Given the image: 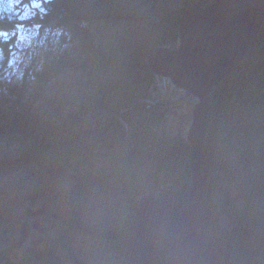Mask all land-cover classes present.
I'll list each match as a JSON object with an SVG mask.
<instances>
[{
	"label": "trees",
	"instance_id": "obj_1",
	"mask_svg": "<svg viewBox=\"0 0 264 264\" xmlns=\"http://www.w3.org/2000/svg\"><path fill=\"white\" fill-rule=\"evenodd\" d=\"M193 1L184 0L177 14H171V10L166 11L162 7L159 19L152 24L158 33L154 45L136 50L135 76L116 82L111 95L105 90V84H101L87 97V101L79 102L76 108L68 109L60 103L46 115L33 111L37 101L45 97L50 83L58 81L69 70L82 69L80 58L71 57L68 52L51 58L46 55L40 69L38 67L29 73L28 69H36V65L28 64L19 80L13 82V79L3 78L7 84L5 87L0 85V169L19 171L32 164H62L77 172L83 156L105 150L103 154L107 156L109 165L105 162L107 166L94 172L95 176L79 178L68 185L66 201L71 219H64L63 227L69 234L81 233L102 241H115L121 249V264H128L125 239L131 233L138 212L136 198L146 192L139 184L135 167L148 166L153 186L157 189L166 183L180 184L190 178L189 147L181 135H171L165 128L170 109L178 105L153 104L147 100L168 99L174 90L165 88L164 96L157 97L155 90L158 87L145 58L158 44L169 45L176 39L180 14ZM50 3L43 22L69 27L72 42L98 68L105 67L111 55L96 44L91 25L125 20L137 23L144 18L128 0H53ZM14 28L15 20H0V30ZM12 43V40L0 42L5 60L0 61V65L4 67L10 57ZM29 76L32 82L29 81L31 84L28 85L26 79ZM240 111L246 112L248 118H260V122L243 125L248 132L242 147L233 143L232 136L226 135L223 127L224 119ZM126 124L130 126L127 136ZM262 134L264 24L256 36L252 54L240 61L214 90L205 140L206 156L202 165L203 184L207 191L204 193L205 207L216 248L230 264H264V139L258 138ZM230 153L239 156L242 167L236 177L223 161ZM222 168L229 171L226 172L228 181L216 174ZM117 181L126 183L131 196L119 224L108 229L86 228L81 217L78 218L81 210L86 209L89 199L109 190ZM216 185L220 189L212 196ZM230 186L235 188L236 195ZM15 187L18 193L23 191L21 185L16 184ZM221 215L226 219L224 226L219 225ZM47 239V252L42 256L44 262L62 264L55 252L58 242L53 236H47ZM72 251L69 250L68 264H83ZM33 252L36 250H31V254L21 262L6 261L2 254L0 264H31L35 256Z\"/></svg>",
	"mask_w": 264,
	"mask_h": 264
},
{
	"label": "rangeland",
	"instance_id": "obj_2",
	"mask_svg": "<svg viewBox=\"0 0 264 264\" xmlns=\"http://www.w3.org/2000/svg\"><path fill=\"white\" fill-rule=\"evenodd\" d=\"M120 1L126 2L127 0ZM128 1L134 4L136 11L142 12L143 21L139 19V22L132 23L125 20L119 23L101 22L91 25L96 36V44H99L104 51L111 55L110 62L103 68H98L91 58L81 54L77 44L72 42L71 29L66 25L56 27L44 23V15H37L22 21L15 20L13 30H0V33H6V36L0 35V42L13 41L10 57L6 61L5 67L0 65V67L3 66L0 68V85L3 84L2 86L5 87L7 84L4 83L3 78L13 79V82L19 80L28 64L36 65V69H28L29 73L32 70H37L38 67L40 69L46 55L51 58L60 53L68 52L69 56L80 58L79 63L82 69L69 70L58 81L50 83L47 86L45 97L37 101L33 111L46 115L60 103H64L61 105L68 109L76 108L79 102L87 101V97L95 92L101 84H105V90L111 95L113 85L116 82L124 78L129 80L135 76L136 71H134L133 66L136 50L142 46L151 47L154 45L158 33L152 24L159 19L163 12L162 7L166 8V11L171 10V14H177L184 2V0ZM211 1L202 2V5ZM50 4L45 5L48 12ZM17 24L33 30L34 35L32 36L30 31L26 29L16 28ZM21 36L26 37V39L21 40ZM177 38L178 33L176 39L171 41L178 43ZM170 45L171 43L169 45L158 44V46L167 47ZM3 60L4 52L0 45V61ZM26 80L28 85L31 84L30 76ZM164 86L166 89H170L169 81L165 80ZM160 89L159 86L155 90L157 97L164 96L163 90ZM105 90L103 91L106 92ZM171 90H173L172 87ZM147 100L152 103V99ZM155 100L159 101V99ZM173 104L178 106L170 109L165 128L169 134L177 135L178 131H182V126L188 123L192 105L189 102H184V100ZM255 121L260 122V118L253 116L248 118L246 112L240 111L232 113L228 119H224L223 127L226 129V135L232 136L233 143L242 147L248 132L243 125L249 126ZM129 132L126 131V136ZM258 138L263 140L264 134ZM104 151L97 150L83 156L82 162L78 163L81 167L77 172L69 165L62 164H32L23 166L19 171L0 169V255L4 254V260L21 262L25 256L31 254V250H36L33 252L35 256L31 264H46L42 256L46 255L47 252V236H53L58 242L55 252L62 264H68L67 257L70 249L83 264H121V249L115 241H102L81 233L69 234L63 225L64 219L66 221L71 219L66 201L68 199L66 192L70 189L68 185L75 183L79 178L86 179L95 176L93 175L94 172L101 168L104 169L107 164L109 165L107 156L103 154ZM223 161L230 166L232 176L236 177L242 169L239 156L236 153H230L223 158ZM134 171L144 191L160 193V188L157 189L153 186L148 166L135 167ZM226 172L229 173L226 168H222V171L218 169L216 174L219 178L228 181ZM16 184L23 187L21 193H18ZM219 189L220 186L216 185L212 196H215L214 193H217ZM230 189L236 195L235 188L230 186ZM206 192L203 189V193ZM130 199L129 187L124 181H117L112 183L109 190L89 199L88 206L81 210V216L79 215L78 218L81 217L88 229L115 227L117 223L119 224ZM237 202L240 203L239 200ZM219 219V225L224 226L226 223L224 216L221 215ZM136 222L135 218L132 229ZM24 225H28L29 230H21L20 227ZM208 231L211 233L213 244L216 247L215 236L212 234L209 221ZM25 237L24 243L17 246V240ZM216 251L221 257L227 259L217 248Z\"/></svg>",
	"mask_w": 264,
	"mask_h": 264
},
{
	"label": "water",
	"instance_id": "obj_3",
	"mask_svg": "<svg viewBox=\"0 0 264 264\" xmlns=\"http://www.w3.org/2000/svg\"><path fill=\"white\" fill-rule=\"evenodd\" d=\"M180 20L178 43L155 47L145 60L157 87L164 90L167 80L174 90L172 97L150 99L152 103H192L189 121L177 133L189 147L190 178L166 183L160 193L137 197V222L125 239L128 264H230L217 253L208 231L202 171L205 140L213 92L252 54L264 24V0H212L206 5L194 0ZM27 226L20 228L29 230Z\"/></svg>",
	"mask_w": 264,
	"mask_h": 264
},
{
	"label": "clouds",
	"instance_id": "obj_4",
	"mask_svg": "<svg viewBox=\"0 0 264 264\" xmlns=\"http://www.w3.org/2000/svg\"><path fill=\"white\" fill-rule=\"evenodd\" d=\"M50 2L51 0H27V2H25V0H0V20L7 19L9 21H22L37 15H45L47 14V8L45 5L49 4ZM16 28L26 29L21 24H17ZM26 30L30 31L32 36L34 35L33 30ZM0 35L6 36V33H0ZM20 39L25 40L26 37L21 36Z\"/></svg>",
	"mask_w": 264,
	"mask_h": 264
},
{
	"label": "bare ground",
	"instance_id": "obj_5",
	"mask_svg": "<svg viewBox=\"0 0 264 264\" xmlns=\"http://www.w3.org/2000/svg\"><path fill=\"white\" fill-rule=\"evenodd\" d=\"M260 29H261V28H260ZM260 29H259V30H260ZM259 30H258V32H259ZM258 32H257V34H258ZM189 103H191V102H189ZM191 105H192V103H191ZM190 112H191V110H190ZM190 115H191V114H190Z\"/></svg>",
	"mask_w": 264,
	"mask_h": 264
}]
</instances>
